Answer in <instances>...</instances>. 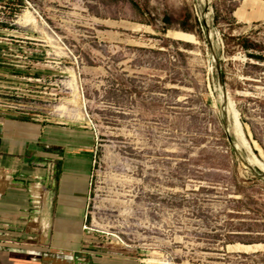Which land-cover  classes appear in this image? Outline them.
<instances>
[{
    "label": "rangeland",
    "instance_id": "obj_1",
    "mask_svg": "<svg viewBox=\"0 0 264 264\" xmlns=\"http://www.w3.org/2000/svg\"><path fill=\"white\" fill-rule=\"evenodd\" d=\"M0 112L95 134L104 252L264 264V0H5Z\"/></svg>",
    "mask_w": 264,
    "mask_h": 264
},
{
    "label": "crops",
    "instance_id": "obj_2",
    "mask_svg": "<svg viewBox=\"0 0 264 264\" xmlns=\"http://www.w3.org/2000/svg\"><path fill=\"white\" fill-rule=\"evenodd\" d=\"M95 145L83 126L0 112V264H138L84 229Z\"/></svg>",
    "mask_w": 264,
    "mask_h": 264
},
{
    "label": "bare ground",
    "instance_id": "obj_3",
    "mask_svg": "<svg viewBox=\"0 0 264 264\" xmlns=\"http://www.w3.org/2000/svg\"><path fill=\"white\" fill-rule=\"evenodd\" d=\"M201 2L202 3H205L206 2V0H201ZM209 3V2H208ZM208 5V4H207ZM199 7V6H198ZM213 10V9H212ZM202 11V10H201ZM202 13V12H201ZM198 14V13H197ZM206 14V13H205ZM31 15V17H32V19L35 21L36 20V18H35V16L33 15V13L32 12H29V16ZM28 16V17H29ZM200 17V16H199ZM205 17V16H204ZM213 20V19H212ZM30 21H31V19H30ZM34 23V22H33ZM35 25V24H34ZM210 34V33H209ZM216 34V33H215ZM46 35V34H45ZM219 43V42H218ZM205 62V61H204ZM211 69V68H210ZM217 70V69H216ZM75 85H76V83H75ZM221 85V84H220ZM77 86V85H76ZM219 88V87H218ZM216 89V88H215ZM79 92V91H78ZM217 93V92H216ZM229 94V93H228ZM220 95H221V93H220ZM221 98V97H220ZM230 108H231V110H232V112H233V116H234V132H235V134H236V136H237V138L239 139V142L242 144V145H244V146H246L247 148H251V144H250V139L247 137V133H246V130H245V125H244V123H243V120H242V118H241V111L239 110V108L237 107V104H236V102L232 99V97H231V95H230ZM239 110V111H238ZM84 113V112H83ZM81 114V113H80ZM82 117H84V114H81V118ZM232 118V117H231ZM252 136V135H251ZM252 139V138H251ZM255 139V138H254ZM238 142V143H239ZM255 144H256V147H258L259 149L258 150H260V152H261V155L264 157V152H263V150L260 148V146L258 145V141H256L255 140ZM240 145V144H239ZM252 147H253V145H252ZM254 149V148H253ZM251 151V150H250ZM260 154V153H259ZM242 156V155H241ZM256 157V156H255ZM248 158H249V156H248ZM250 160V159H249ZM252 162L255 164V165H257V164H259L258 163V159H253L252 160ZM261 162V161H260ZM257 163V164H256ZM254 165V166H255ZM260 165V167H262L263 168V172H264V166L263 165H261V164H259ZM246 166V165H245Z\"/></svg>",
    "mask_w": 264,
    "mask_h": 264
},
{
    "label": "built area",
    "instance_id": "obj_4",
    "mask_svg": "<svg viewBox=\"0 0 264 264\" xmlns=\"http://www.w3.org/2000/svg\"><path fill=\"white\" fill-rule=\"evenodd\" d=\"M36 199H38L37 196L35 197V202H38V200L36 201ZM84 229H85L86 231H88V232H91V230H90L87 226H85Z\"/></svg>",
    "mask_w": 264,
    "mask_h": 264
},
{
    "label": "water",
    "instance_id": "obj_5",
    "mask_svg": "<svg viewBox=\"0 0 264 264\" xmlns=\"http://www.w3.org/2000/svg\"><path fill=\"white\" fill-rule=\"evenodd\" d=\"M262 174H264V173H262Z\"/></svg>",
    "mask_w": 264,
    "mask_h": 264
}]
</instances>
